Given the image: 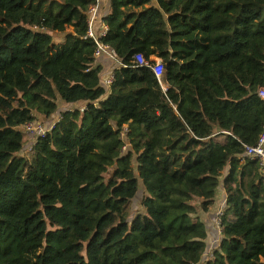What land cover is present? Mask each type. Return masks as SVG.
<instances>
[{"label":"trees","instance_id":"16d2710c","mask_svg":"<svg viewBox=\"0 0 264 264\" xmlns=\"http://www.w3.org/2000/svg\"><path fill=\"white\" fill-rule=\"evenodd\" d=\"M94 4L0 0V264H264L262 171L246 154L264 131V0H110V87L86 38ZM56 116L29 141L25 125ZM134 158L145 194L130 222ZM218 189L209 252L201 215Z\"/></svg>","mask_w":264,"mask_h":264},{"label":"built area","instance_id":"2783aa9c","mask_svg":"<svg viewBox=\"0 0 264 264\" xmlns=\"http://www.w3.org/2000/svg\"><path fill=\"white\" fill-rule=\"evenodd\" d=\"M95 4L90 7L89 13H88V21H87V35L86 38L94 40L97 49L95 52V59L98 60L102 55H110L114 58L113 52L111 48L108 45H105L101 42V39L106 34V23H102V30L100 31L99 35L95 32V25L97 22H99V0H94ZM135 63L140 66H149L148 60L145 56L138 55L134 57ZM155 63L153 66H151L153 72L155 73L158 83L160 84L161 88L164 92H166L169 89V84L167 81V78L165 76V71L163 67V63L159 59H154ZM114 81V75L110 76L107 81H105L106 86L110 87ZM259 96L264 100V86L259 89L258 92ZM84 111V108L81 110ZM61 116H58L54 119H52L49 122H42L39 120H34L32 123H29L24 126L23 132L27 136V138L32 142L35 138L41 137L46 138L49 136L58 126L60 123ZM124 134H122V138H124ZM130 150V147L128 144H125L123 147V153H128ZM246 154L251 159L256 160L261 168L262 171V182L264 184V131L260 135L256 145L248 147L246 149ZM222 212L219 213L218 219L216 221V225L219 228L221 225V217Z\"/></svg>","mask_w":264,"mask_h":264},{"label":"crops","instance_id":"0c3cea01","mask_svg":"<svg viewBox=\"0 0 264 264\" xmlns=\"http://www.w3.org/2000/svg\"><path fill=\"white\" fill-rule=\"evenodd\" d=\"M110 13V0H99V22L95 25V32L99 35L102 28V23H105L106 17L109 16ZM97 65L102 67L101 74V84L105 86V81L109 79V76L114 75V72L119 68L120 63L110 55H102L97 61ZM61 110L66 112V109L69 107L68 104L63 101L58 102ZM218 198L216 200V204L214 208H212L208 213H203L201 215L202 222L205 224L207 232L210 234L214 233V237L209 242V252L213 249L217 248L221 241V230L217 227L216 221L218 219L219 213H223L226 208V192L223 189H218ZM216 226L218 228V235L215 233Z\"/></svg>","mask_w":264,"mask_h":264},{"label":"rangeland","instance_id":"374dc122","mask_svg":"<svg viewBox=\"0 0 264 264\" xmlns=\"http://www.w3.org/2000/svg\"><path fill=\"white\" fill-rule=\"evenodd\" d=\"M62 38V37H60ZM59 102V101H58ZM72 110H76V109H72ZM58 117V116H56ZM55 117V118H56ZM53 119V118H52ZM39 121H42V122H49V120L47 119H39ZM51 121V120H50ZM30 141V140H29ZM31 142V141H30ZM29 153V152H28ZM29 156V154H27V157ZM133 167L136 171V178L138 179V182H139V187H138V191H137V195L135 196V198L133 199L132 201V206H131V211H130V222L134 219V217L138 214V213H141L142 211V201H143V197H144V194H145V189L143 187V184H142V181L140 180V177H139V172L137 170L138 168V165H137V162H136V158L133 159ZM114 172V171H113ZM112 172V173H113ZM109 173H111V170L109 171ZM215 228V233L218 235V228L216 226H214ZM209 237H210V240L214 237V233H210L209 234Z\"/></svg>","mask_w":264,"mask_h":264},{"label":"clouds","instance_id":"9594fccd","mask_svg":"<svg viewBox=\"0 0 264 264\" xmlns=\"http://www.w3.org/2000/svg\"><path fill=\"white\" fill-rule=\"evenodd\" d=\"M106 23V22H105ZM112 50V49H111ZM113 52V51H112ZM114 55V54H113ZM157 59V58H156ZM97 61V60H96ZM110 77V76H109ZM106 85V84H105ZM108 87V86H107ZM69 110H72V109H69ZM67 111V110H66Z\"/></svg>","mask_w":264,"mask_h":264}]
</instances>
